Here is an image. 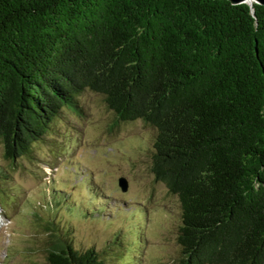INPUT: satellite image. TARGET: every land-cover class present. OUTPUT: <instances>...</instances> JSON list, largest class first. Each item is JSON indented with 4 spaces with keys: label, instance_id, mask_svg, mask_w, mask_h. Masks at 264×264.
Wrapping results in <instances>:
<instances>
[{
    "label": "trees",
    "instance_id": "obj_1",
    "mask_svg": "<svg viewBox=\"0 0 264 264\" xmlns=\"http://www.w3.org/2000/svg\"><path fill=\"white\" fill-rule=\"evenodd\" d=\"M86 89L117 124L156 128L151 168L180 199L183 264H264V4L0 0L4 157L29 154ZM47 226L50 264H109Z\"/></svg>",
    "mask_w": 264,
    "mask_h": 264
},
{
    "label": "rangeland",
    "instance_id": "obj_2",
    "mask_svg": "<svg viewBox=\"0 0 264 264\" xmlns=\"http://www.w3.org/2000/svg\"><path fill=\"white\" fill-rule=\"evenodd\" d=\"M78 104L17 160L8 161L0 143V166L8 169L0 264H50L49 224L70 232L77 247L102 249L109 264H183L180 199L151 168L156 128L142 119L117 124L104 95L91 89Z\"/></svg>",
    "mask_w": 264,
    "mask_h": 264
},
{
    "label": "water",
    "instance_id": "obj_3",
    "mask_svg": "<svg viewBox=\"0 0 264 264\" xmlns=\"http://www.w3.org/2000/svg\"><path fill=\"white\" fill-rule=\"evenodd\" d=\"M232 3H242V2H248L251 5L253 2H258L261 4H264V0H230ZM119 185L121 186L122 190H127L129 187V180L126 176L122 175L119 177Z\"/></svg>",
    "mask_w": 264,
    "mask_h": 264
}]
</instances>
